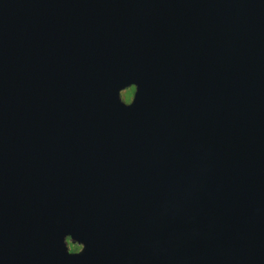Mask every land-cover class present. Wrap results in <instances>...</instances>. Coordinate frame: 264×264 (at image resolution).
Returning <instances> with one entry per match:
<instances>
[{
	"label": "water",
	"instance_id": "obj_1",
	"mask_svg": "<svg viewBox=\"0 0 264 264\" xmlns=\"http://www.w3.org/2000/svg\"><path fill=\"white\" fill-rule=\"evenodd\" d=\"M0 264H264V0H0Z\"/></svg>",
	"mask_w": 264,
	"mask_h": 264
},
{
	"label": "flooded vegetation",
	"instance_id": "obj_2",
	"mask_svg": "<svg viewBox=\"0 0 264 264\" xmlns=\"http://www.w3.org/2000/svg\"><path fill=\"white\" fill-rule=\"evenodd\" d=\"M125 92L128 93V96H127V98L124 99V101L128 104L131 102L135 92H132L131 89H128ZM67 245H68L70 253H79L82 250V248H80V250H79L80 245L73 244L72 241L70 240V238L67 239ZM77 250H79V251H77Z\"/></svg>",
	"mask_w": 264,
	"mask_h": 264
},
{
	"label": "snow or ice",
	"instance_id": "obj_3",
	"mask_svg": "<svg viewBox=\"0 0 264 264\" xmlns=\"http://www.w3.org/2000/svg\"><path fill=\"white\" fill-rule=\"evenodd\" d=\"M136 85H138V84H137V83H133V84H132V88H131V91H132V92H137ZM138 91H139V89H138ZM85 247H86V246L84 245L83 248H82V250L80 251V253H82V252L85 250ZM80 253H79V254H80ZM74 254H75V253H74Z\"/></svg>",
	"mask_w": 264,
	"mask_h": 264
},
{
	"label": "rangeland",
	"instance_id": "obj_4",
	"mask_svg": "<svg viewBox=\"0 0 264 264\" xmlns=\"http://www.w3.org/2000/svg\"><path fill=\"white\" fill-rule=\"evenodd\" d=\"M127 96H128V93H126V92L125 93L124 92L122 93L123 99L127 98Z\"/></svg>",
	"mask_w": 264,
	"mask_h": 264
},
{
	"label": "clouds",
	"instance_id": "obj_5",
	"mask_svg": "<svg viewBox=\"0 0 264 264\" xmlns=\"http://www.w3.org/2000/svg\"><path fill=\"white\" fill-rule=\"evenodd\" d=\"M82 247H83V246H80V247H79V250H80V248H82ZM79 250H77V251H79Z\"/></svg>",
	"mask_w": 264,
	"mask_h": 264
}]
</instances>
